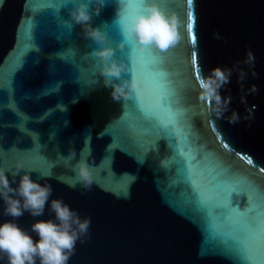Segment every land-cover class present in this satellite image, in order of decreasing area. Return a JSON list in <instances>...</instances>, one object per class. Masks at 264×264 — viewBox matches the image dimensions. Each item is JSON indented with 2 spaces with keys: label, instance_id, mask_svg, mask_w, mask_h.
Listing matches in <instances>:
<instances>
[{
  "label": "water",
  "instance_id": "water-1",
  "mask_svg": "<svg viewBox=\"0 0 264 264\" xmlns=\"http://www.w3.org/2000/svg\"><path fill=\"white\" fill-rule=\"evenodd\" d=\"M80 2L0 0V167L21 163L52 186L50 199L91 218V239L77 242L68 264H247L241 247L264 243V0H157L180 20L181 40L165 53L134 42L121 51L118 5L108 0L93 26L104 28L138 82L120 101L103 86L102 65L91 55L99 46L73 25L69 12ZM249 50L256 77L249 72L242 89L233 69L221 90H230L241 115L230 124L200 100L197 69L233 68ZM142 62L154 81L141 80ZM252 85L255 95L247 94ZM145 88L150 105L142 102ZM162 96L178 113L174 122ZM70 151L73 165L85 160L91 169L88 189L69 187L76 173L59 157ZM221 192L238 214L221 210ZM51 218L46 205L43 216L25 212L16 222L30 229L35 219ZM9 219L0 201V223ZM0 264H7L3 254Z\"/></svg>",
  "mask_w": 264,
  "mask_h": 264
},
{
  "label": "clouds",
  "instance_id": "clouds-1",
  "mask_svg": "<svg viewBox=\"0 0 264 264\" xmlns=\"http://www.w3.org/2000/svg\"><path fill=\"white\" fill-rule=\"evenodd\" d=\"M115 2L118 7L113 25L122 37L118 44L121 51L126 44L134 42L141 47H150L165 53L181 40L177 14L163 10L157 0ZM107 3L108 0H82L69 13L73 25L81 26L83 37L99 46L91 55L99 58L102 65L100 76L103 77V86L112 90L113 100L120 101L137 92L138 82L128 64L124 60L116 59V50L108 44L104 28L93 26L94 16H99ZM134 3L139 4L142 9L135 14L131 11ZM215 36L216 39H221L219 33H215ZM241 63L247 70L239 66ZM255 63L256 57L249 50L246 58L242 62L238 61L233 68L215 67L210 69L207 75L199 76V98L216 118L227 119L230 124L240 122V113L231 108L230 90L226 96L221 95V90L230 83L233 69L238 72V81L243 89L249 72L252 77L257 75ZM128 74H131L130 78H125ZM257 92L256 85L247 90V94L251 95ZM241 103L247 104L246 95L241 96ZM228 112L231 114L226 116L225 113ZM248 118L250 117H245ZM59 158L76 173L75 180L69 187L75 189L79 183L88 189L92 183V173L87 161L79 160L73 165L71 162L76 158L75 151H70L67 156L60 155ZM6 172L11 175V181ZM41 179H44L43 175ZM13 184L17 186L13 187ZM52 192L50 184H41L34 180L31 172L25 171L21 163H17L13 170L0 167V201L3 202V215L13 218L0 223V254L7 257V264H68L70 257L75 255L77 242L83 244L91 239V218H82L60 198L50 199ZM46 205L54 214V218L35 219L30 229H24L16 222L25 212L32 217L43 216Z\"/></svg>",
  "mask_w": 264,
  "mask_h": 264
},
{
  "label": "snow or ice",
  "instance_id": "snow-or-ice-1",
  "mask_svg": "<svg viewBox=\"0 0 264 264\" xmlns=\"http://www.w3.org/2000/svg\"><path fill=\"white\" fill-rule=\"evenodd\" d=\"M191 3V0H189ZM134 8L132 9L133 14L136 12L141 11V6L137 3H134ZM189 31L191 32V24L188 25ZM193 42L195 41V36H192ZM139 76L141 80L145 82L154 81V77L152 75V67L151 65H146L143 62L139 66ZM200 73L199 69H197V79L199 78ZM142 102L146 105H150L154 103V97L151 91L145 88L142 92ZM160 104L162 106L163 112L167 117L168 122H174L178 113L173 112L171 109L170 104L167 102L165 97H160ZM218 199L224 202V207L221 210L226 209L228 213L231 214H238L235 213L233 209H231L227 204V193L221 192L218 193ZM261 232L264 233V221L261 223ZM241 253L243 254L247 264H264V243L260 245H250L247 247H241Z\"/></svg>",
  "mask_w": 264,
  "mask_h": 264
}]
</instances>
